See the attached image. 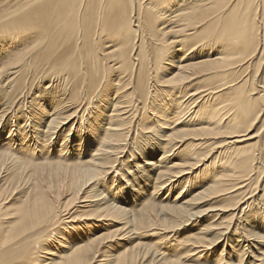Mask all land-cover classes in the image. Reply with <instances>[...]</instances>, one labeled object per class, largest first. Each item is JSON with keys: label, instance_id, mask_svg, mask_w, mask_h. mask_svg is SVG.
Returning a JSON list of instances; mask_svg holds the SVG:
<instances>
[{"label": "bare ground", "instance_id": "bare-ground-1", "mask_svg": "<svg viewBox=\"0 0 264 264\" xmlns=\"http://www.w3.org/2000/svg\"><path fill=\"white\" fill-rule=\"evenodd\" d=\"M263 60L264 0H0V264H264Z\"/></svg>", "mask_w": 264, "mask_h": 264}, {"label": "rangeland", "instance_id": "rangeland-1", "mask_svg": "<svg viewBox=\"0 0 264 264\" xmlns=\"http://www.w3.org/2000/svg\"><path fill=\"white\" fill-rule=\"evenodd\" d=\"M258 72V74L261 72H263L264 71V60L263 61H260L259 63H258V65H256L255 67L253 66L252 67V69H251V72L253 73V72ZM264 117V116H263ZM31 120H29L28 121V125H29V127L30 126H33L32 124H31V122H30ZM19 123H20V125H22V124H25V121L23 120V119H20L19 121H18ZM263 122V118H262V120H260L258 123H256V124H254L253 126H251L250 128H249V130H248V132H246V135H245V137L246 138H248L250 135H255V134H257L259 131H260V129H261V127H258L261 123ZM17 123V122H16ZM16 123L15 122H13V124H14V127H13V129H15V127H16ZM69 125V124H68ZM68 125H65V126H68ZM7 134H11V133H7ZM7 134H5V136H7ZM15 134V133H14ZM258 134H261V132L260 133H258ZM262 135H260V136H258L256 139H251L252 140V142H253V144H254V142L258 139V138H260ZM57 139H55V141H56ZM71 140V139H70ZM70 145H72L73 146V143H71ZM39 149V148H38ZM128 155H129V153H127ZM123 155L124 154H122V159L124 158V159H126V160H128V162H127V164L126 165H124L123 167H121L122 168V171H124V170H126V169H128V166H129V163L132 161V157L131 156H129V157H127V155L126 156H124L123 157ZM131 158V159H130ZM132 163V162H131ZM133 165H134V163H132ZM8 167H10V164L7 166V168ZM135 169H137L136 167H135ZM134 169V170H135ZM127 172H128V170H126ZM121 172V171H120ZM120 172H118V173H120ZM118 173H112V174H108L107 175V178H112V176L114 175V174H118ZM2 175H4V177H3V179L7 182V183H9V188L6 190V192H5V198H6V204H5V206L6 207H12V206H14V205H16V204H18L19 202H20V200L22 199V194H19L18 192H20V191H22L23 190V188H22V190H20V191H16V190H14V188H13V184L11 183V181H10V179H11V174L10 175H5V173H3ZM129 175V174H128ZM116 177L117 178H119L118 177V175H116ZM114 180H116V178H114ZM1 183V182H0ZM254 187V186H253ZM254 189H255V187H254ZM174 190H176V189H174ZM23 192V191H22ZM18 193V194H17ZM17 194V195H16ZM16 195V196H15ZM166 196V195H165ZM67 198H65L64 199V201L66 200ZM81 204V202L80 201H78V203H77V206L78 205H80ZM121 226V225H120ZM114 229V228H113ZM246 241H247V239H246ZM244 244H248V242H244ZM247 248H248V246H246Z\"/></svg>", "mask_w": 264, "mask_h": 264}]
</instances>
